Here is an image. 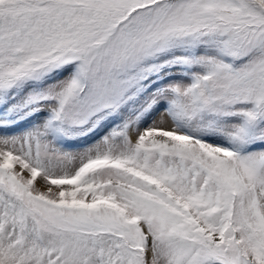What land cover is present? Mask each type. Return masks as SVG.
<instances>
[{"label":"snow or ice","instance_id":"1","mask_svg":"<svg viewBox=\"0 0 264 264\" xmlns=\"http://www.w3.org/2000/svg\"><path fill=\"white\" fill-rule=\"evenodd\" d=\"M0 264H264V0H0Z\"/></svg>","mask_w":264,"mask_h":264}]
</instances>
